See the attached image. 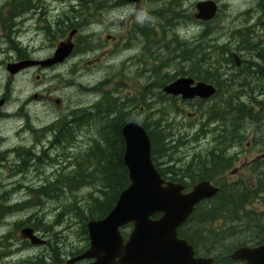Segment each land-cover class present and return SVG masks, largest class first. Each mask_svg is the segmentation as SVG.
I'll return each mask as SVG.
<instances>
[{
  "label": "rangeland",
  "instance_id": "rangeland-1",
  "mask_svg": "<svg viewBox=\"0 0 264 264\" xmlns=\"http://www.w3.org/2000/svg\"><path fill=\"white\" fill-rule=\"evenodd\" d=\"M11 1L12 0H0V19L4 17H17L15 20V23L18 24L16 29L21 27L23 23V28L21 29L22 35H19V39L22 41L18 43L20 47L25 45L28 39H32V44L35 43L38 47L42 45V36L38 35L35 37L36 33L32 31L37 20L41 17H66V15L70 17H90L88 18L87 24L89 27L85 26V24L81 29L82 35L92 33L90 39L92 47L87 49L88 51L86 50L76 56L75 68H61L57 71L46 72H42L38 68H32L16 77L10 78L8 71H6L3 66L0 67V93L3 92L5 88H8L15 99L16 97H30L35 92L47 95V92L50 91L51 96H56L63 100L64 109H68L69 104L73 102H76L78 105L95 103V101L99 100V95L103 92H111L115 97L120 99L123 106L130 105V107H133V105H135L136 111L134 113L138 119H145L151 122V120L154 119V115L152 114L153 110L156 111L160 106L158 94L162 92L159 87L161 77L165 74H177V76H180L181 71L192 66V62L189 60L187 63L181 62L177 57L179 52H183V50L188 47L193 48L194 51H198L204 46L206 40L211 41L214 38H217L216 41H219V44L229 41V53L238 54L245 63L239 67L230 64L228 67L224 66V70H228L227 72L230 73H242L246 70L245 68L250 65L248 64L250 62L249 60H260H257L255 51H251V55L248 51L241 47H237V37L236 35L232 36V33L235 30L244 29L245 27L246 30L243 31L248 33V35L245 36L246 38L251 42L253 40L254 42L262 41L259 44L264 45V16L260 17V9L258 7L259 0H214L218 4L219 12L210 22L195 21L193 19L195 3L198 0H138L140 2L138 7L135 0H104L103 2L94 0L86 6V9H84V5L79 2H76L75 7L72 8L69 0L61 2L58 0H31L34 6H30L29 8H27L28 5L25 0H14V3ZM172 9L177 10L174 17L164 18L162 14H160L162 11H168L169 13ZM27 17H30V20H27ZM78 20L82 23L86 22L84 18L81 20L78 18L77 22ZM207 25L208 27H206ZM142 26L148 28L145 33L142 32ZM204 32H207L205 38ZM108 35L114 36V38H109ZM252 36L254 38H252ZM17 37L18 36L14 35L12 39L15 40ZM211 43L212 42H210V44ZM122 44H125L126 47ZM8 45L4 37H2V32L0 30V48L5 49ZM46 49L47 48L44 46L37 54L41 55L43 52H46ZM171 50L174 51L171 52ZM209 50L210 49H208V51ZM14 53V51H9L10 56H14ZM1 58L0 55V59ZM203 63L205 62H202V65ZM157 69H159V74L155 72ZM249 73L250 72L245 71L247 81L241 88L229 86V91L227 92L220 90L219 94L221 96L218 94L211 97L201 106H199L196 100L188 103L184 102L179 97H177L178 99L174 104L176 110L171 106V100L168 101L169 103L166 101L161 105L160 108L166 111L163 117L164 119H168L167 122L170 124L169 129L172 131L173 135H175L174 137L179 138L180 135H183L179 138L177 147L175 148L176 150L173 152L172 158L174 161L171 159H166L165 161L160 159L161 167L170 165L171 163L173 165L185 164L191 160L194 154L198 153L200 147L199 143L202 142L199 136V119L202 118L203 120H207V118L210 119L211 117H215V114L211 115L208 109L212 106L223 104V99H227L228 96H233L235 94L234 91L238 90L237 95L239 94L243 100L248 94L247 86L254 83L260 84L261 78L264 77L260 72L257 74L253 73L252 75ZM37 75H41L40 80L36 79ZM233 83V85L237 84V82ZM238 85L239 83L237 86ZM98 88L100 91H98ZM143 89L145 90V96L141 98V91ZM222 95L225 97H222ZM230 97L228 99H230ZM28 111L33 116L36 115L40 117V119H45L47 117L46 115L51 112H57L58 109L49 105L48 111H45L43 103L40 99H37L31 101ZM228 115L229 113L225 116L216 114V116L221 119L220 121H225L228 126H230V121L233 122V132L236 138V151L238 154L236 161L232 164V168L226 173L227 180L233 182V188L237 189L247 186V188L253 189L254 195L249 203L245 205V209L246 211L249 209L261 211L262 197L258 190L261 181L256 178L257 173L253 171L256 168L253 164L256 161L253 160V158H255L256 153H260L261 149L258 147L259 144L255 146L251 144L250 149H248L247 142L251 139V135H249V129L245 127L246 122L244 121V116L238 118V123H236V115ZM156 117L157 114H155V118ZM214 124H216V122ZM0 126L6 130H12L13 128L10 122L2 123ZM236 128L239 130L237 134ZM94 132L95 131H93V133ZM233 132L231 135H233ZM93 133L90 134L93 136ZM255 136L260 141V133L255 134ZM222 138L227 140L229 134L226 133V135H222L218 141L221 142ZM84 139L85 142H83V146H78V151L85 150V148L90 145L91 138L85 136ZM249 152H251V154L247 156ZM78 162H82V159H79ZM60 167H63V169ZM57 169H61L62 171L57 172ZM63 170L65 171L63 172ZM72 173L73 169L70 171L65 168V166H37V168L34 167V169H29L26 183L28 184V188H36L44 183L47 184L50 179L54 180L56 177L63 179L65 174H69L70 176ZM18 179L19 178L16 176H12L10 171L6 170V167H1L0 194L5 190L11 189L10 184ZM73 179L74 178H71L70 180ZM76 184L72 181L69 185H59L60 187L57 186V188L61 191L76 190V193L73 195L80 200V204L84 207L86 204L92 202V197H99L101 194L98 190V186L95 184L82 187H76ZM49 188L51 190L53 189L51 186ZM62 193L63 192L58 193V195ZM16 195H19V199L27 201L30 199L29 195H31V193L30 191L23 190ZM31 199H33L31 202L35 201L36 204L42 202V204L35 205V207L33 205H28V207L24 209L25 211L22 210L15 214L13 219L7 220L9 222L6 221V216L0 220V238L2 237V242L4 243L6 241L3 237L7 235H9V239H11L10 242L7 241L8 243L2 244V250L5 251L7 248L11 249L13 252L22 250L24 257L32 260L36 257H40L44 264H67V258H65V254L63 253L66 246H62V253H59L58 260H53L54 257L51 256L50 258L46 253L42 252L43 249L39 245H28L20 240L19 229L14 226V222L22 221L27 218L32 222H36L37 218H40L44 223L50 225L54 218L52 214L49 213V209L57 206L55 197H34ZM74 219L75 218H72V220ZM78 221L77 218L75 222L70 221L74 225H70L69 227L71 234H68L67 241L75 240V243L81 246L82 242L78 243L76 240V237L81 234L82 230V228L79 227ZM63 226L64 225L60 226V228H63ZM129 231L130 227L128 225L121 228L124 237L128 235ZM226 235L229 237L228 233H224L222 236ZM203 236L206 237L205 235ZM206 239H208V242L212 240L208 237H206ZM229 242L228 238L226 241H222L219 244L222 247H227ZM211 245L214 249L215 240L211 241ZM203 247L206 248L205 245H203ZM19 259V256L14 252L11 258H5L1 264H16Z\"/></svg>",
  "mask_w": 264,
  "mask_h": 264
},
{
  "label": "flooded vegetation",
  "instance_id": "flooded-vegetation-1",
  "mask_svg": "<svg viewBox=\"0 0 264 264\" xmlns=\"http://www.w3.org/2000/svg\"><path fill=\"white\" fill-rule=\"evenodd\" d=\"M25 1L26 4L28 5L27 8H29L30 6H34V3L31 2V0H25ZM58 1L61 2L65 0H58ZM69 1L72 8L75 7L76 2H79L83 4L85 7L84 9H86L87 8L86 6L89 3H92L94 0H84V1L69 0ZM100 1L103 2L104 0H100ZM135 1L138 7L140 2L138 0ZM11 2H15V1L13 0ZM16 18L17 17H4L0 19V30L2 32V37H4L5 41L9 44L5 49L0 48V55L2 57L0 59V67L3 66L5 70L8 71L7 67L12 64L20 63L23 61L29 62L30 64L14 74L8 72L10 78L16 77L22 74L23 72H25L26 70L32 68H38L42 72L57 71L61 68H70V69L75 68L76 67L75 60L77 54L83 53L84 51L92 47V44L90 42V39L92 37L91 33H87L86 35L81 37L82 34L81 28L85 24L87 26L88 18L90 17H70L67 15L66 17H51V18L41 17L40 19L37 20L36 25L32 28V31L36 33L35 37H37L38 35L42 36L43 43L39 47L36 46L35 43L32 44V39H28L26 44L22 45V47L18 45V43L22 42L19 39V35H22L21 29L23 28V23L21 27L16 29L18 25L15 23ZM78 18H80V20L84 18L86 22L82 23L80 21L78 23L77 22ZM27 20H30V17H27ZM194 20L200 21L196 19ZM141 29L142 32L145 33L148 28L146 26H142ZM14 35L18 36L17 39L15 40L12 39ZM108 37L112 39L114 38V36H110V35H108ZM61 44H71L72 47L70 52H68V55L64 57L62 61L50 63L49 61L53 58L54 53L58 48H60ZM44 46L47 48L46 52H43L41 55H38L37 52L42 50ZM9 51H14L15 52L14 56H10ZM45 62L50 64H44ZM249 64L252 65L253 63L251 64L250 62ZM36 79L40 80L41 75H37ZM261 79L262 80L260 84L254 83V84H250L247 87L249 94L245 96L244 98L245 100L243 99L245 101V106H246L244 121L247 122L246 128L249 129V135H251V139L247 142L248 149H250L251 144H253L254 146L259 144L258 147H260L261 149L260 153H256L255 158H253V160H255L256 162L255 163L252 162V163L256 168L255 170L253 169L252 170L257 173L256 178H258V180L260 179L262 184V185L260 184L262 209L261 211H257L255 209H251V210L249 209L250 211H253L252 213L254 214V216L259 217L261 221H236L234 218L232 221H226L223 218H214L209 220L207 219L208 217L205 216V207L207 205L208 200L200 201L194 208V210L195 209L197 210L196 221H194L195 216L194 217L192 216L194 212L193 210L190 216L181 224V225L184 224L185 227L189 226L186 224H190L192 227H198L201 229L199 236L194 240H188L184 238L187 241V243L191 245L193 248V252H194L193 258L211 256L213 257L212 264H247L245 258L235 259L232 258V254L240 248L247 247L253 249L264 245V185L262 182V179L264 178V128H263L264 127V77H262ZM215 86L218 91L219 90L218 86L217 85ZM106 93L108 92H103L102 97H99V100L95 101V103L93 102L88 103L90 107H88L87 104L78 105L76 102H73L72 104H69L68 109H64L65 107L63 100L60 99L59 97L51 96L50 91L47 92V95L41 94L39 92H35L30 97H16L15 99L11 95L10 90L8 88H5L3 92L0 93V124L10 122V125H12L13 127L12 130L10 129L6 130L5 128H2L0 126V168L6 167V170L10 171L12 176H16L17 178H19L17 181H13L10 184L11 189L5 190L0 194V217L3 215L6 216L7 217L6 221H7L13 219L15 214L27 208L29 204L30 205L42 204V202L41 203L38 202L37 204L35 203V201L29 202V199L27 200L28 202L26 200L19 199V195L16 194H18L20 191L23 190L30 191V193L32 194L29 196L30 200H33L31 198L34 197H38V198L55 197L57 200V206L49 209L50 210L49 213L52 214V216L54 217L50 225L44 223L40 218H38L36 222H32L30 221L29 218H27L25 220L16 222L17 224L18 223L19 224L18 226L15 227L20 228L18 229H19V235L22 239L21 241H24L25 243L30 245L32 244L30 240L27 238H23L20 234V230L24 228V226L28 227L29 225V227L33 229V233L36 236L40 237L41 239H44L42 240L41 243H39V246L43 249L42 252L46 253L50 258L51 256H53L54 257L53 260L56 259L58 260L59 253H62V246H66L65 251L63 253L65 254V258H67L66 259L67 264H82V263H88L92 260V259H84L70 263L71 259L80 255L89 246V237L87 233L86 222L88 219H90V217L88 216V211L92 209V205H91L92 202L86 204L84 207L80 204V200H78L77 197L73 195L74 193H76V190L71 189L69 191H61L60 189L57 188V186H59L60 184L69 185V183H67V179L70 180L71 178L76 177V164L78 160L80 158L85 159L84 157H86L89 154L88 150L91 147H93L95 142H97V140H99L101 137V133H99V131L93 127V122H92L93 113L94 112L96 113L100 112V114L106 113L107 118L109 117V119H113L118 116L119 113L118 107L111 109L109 111H106L105 107L109 103L114 104L115 101L121 102L120 99L114 98L113 94L110 92L109 95L111 96V98H113L110 101L108 96L105 95ZM231 98H234V96H231L230 100H232ZM37 99L41 100L45 111H48L49 105H52L53 107L57 108L58 111L51 112L50 114L46 115L47 117L45 119H40V117L36 115L35 116L31 115L28 111V107L32 100H37ZM240 99H242V97H240ZM202 101H203L202 105L206 103L205 100ZM99 106L101 107L103 106L102 107L103 109H98ZM133 107L129 108L128 106L126 108L128 110L127 112H129L127 116V121H136L138 119L135 116V113H133L136 111L135 105H133ZM71 109L73 111H71ZM130 116H132L133 118L136 117V119H131ZM65 119H67V121ZM26 120H28V124L25 123L27 122ZM220 120L221 119L216 115L215 117H211L210 119L207 118V120H203L202 118L199 119V133H200L199 136L200 139H202V142L199 143L200 147L198 151L199 169L202 173V177H203L202 180H209L214 186L218 187L219 190L220 188H222V190L223 188L231 190V187H233V182L227 180L226 173L232 168V164L236 161V157L238 154L236 151L237 144H236L235 134L233 132V122L230 121L229 123L230 126H228L225 121H220ZM59 121L61 123H59ZM215 122L216 124H214ZM124 123H122V125ZM93 131L95 132L93 133ZM232 132L233 135H231ZM90 133H93V136H91ZM226 133L229 134V138L227 140L222 138L223 140L221 139V142H219L218 141L219 138L222 135L223 136L226 135ZM257 133H260L261 135L260 141L255 136V134ZM88 135L91 138L90 145L87 146L85 150L83 149L78 151L77 149L78 146L83 145V142H85L84 138L85 136ZM71 139L73 143L71 142ZM65 141L68 143H66ZM100 141H102L101 145L105 146V143H103L104 140H100ZM60 144L64 147H62ZM67 145L69 146V148ZM250 154L251 152H249L247 156ZM89 158L90 156H88L87 159ZM38 165L39 166L55 165V167L65 166V168L69 169L70 171H72L73 169V173L70 176L69 174H65L63 179L57 177L54 180L50 179V181H48L47 184L44 183L36 188H28V184L26 182L28 178L27 175L29 169L37 167ZM56 171L58 172V169ZM209 173H211L210 175L211 178L207 179L206 175ZM50 185L51 187L53 186L52 190L49 189ZM187 191H189V189L184 190V192ZM61 192L63 193L58 195V193ZM159 216L160 214L157 213L154 214L152 218L157 219ZM72 218L75 219L72 220ZM76 218L79 220L78 221V224L80 225L79 227L82 228L81 234L76 237L78 243L82 242L81 246L76 244L75 240L67 241L68 234H71L69 227L70 225H74L70 221L75 222ZM1 219H3V217H1L0 220ZM16 223L15 225H17ZM206 224L209 227L210 226L213 227L214 229L231 230L228 233L229 237L224 239L220 237L213 239L215 240V248H214V252L209 255L205 254V248L203 247L205 242L208 241V239H205V237L203 236L204 235L203 228L205 227ZM62 225L64 226L63 228L61 227L62 228L61 229L60 226ZM181 225L178 227L177 232H179V228H181ZM9 238H10L9 235L3 237V239L6 240L4 243H6L7 241L10 242L11 239ZM180 238L183 237L180 236ZM228 238L230 241L229 245L227 247L220 246L219 243L222 241H226V239ZM4 243L2 242V237H1L0 238L1 253L3 252L2 244ZM5 251L7 252V254ZM5 251H4L5 254H3L4 253L3 252L2 253L3 255H0L1 256L0 264L5 258H9V257L11 258L14 252L20 258L16 264H18V262L19 264H28V262L32 260L24 257L22 250H16L13 252L11 249L7 248ZM21 259L22 261H20ZM35 260L38 262H42L44 264L43 260L40 257H36L34 261ZM258 264H264V261L259 262Z\"/></svg>",
  "mask_w": 264,
  "mask_h": 264
},
{
  "label": "water",
  "instance_id": "water-1",
  "mask_svg": "<svg viewBox=\"0 0 264 264\" xmlns=\"http://www.w3.org/2000/svg\"><path fill=\"white\" fill-rule=\"evenodd\" d=\"M195 9L194 18L208 22L215 18L218 4L214 0H199ZM71 47V44H61L49 62L62 61ZM232 56L239 67L242 59L236 53ZM29 64L23 61L9 65L7 70L14 74ZM162 92L186 100H206L216 93V87L209 82L195 81L190 76H179L164 84ZM121 134L124 140L122 160L129 184L120 191L114 206L103 218L87 222L89 247L70 263L92 259L85 264H212V257L193 258L192 246L178 236L177 228L197 203L214 196L219 188L208 180H201L184 192L182 183L166 180L160 175L152 160L150 136L141 123L125 122ZM156 213L160 216L151 218ZM129 223L132 228L125 240L120 228ZM20 234L32 244L42 242L30 227L22 228ZM232 258H245L247 264L263 262L264 245L240 248Z\"/></svg>",
  "mask_w": 264,
  "mask_h": 264
},
{
  "label": "trees",
  "instance_id": "trees-1",
  "mask_svg": "<svg viewBox=\"0 0 264 264\" xmlns=\"http://www.w3.org/2000/svg\"><path fill=\"white\" fill-rule=\"evenodd\" d=\"M259 2H258V7L260 9V17H263L264 0L261 1L259 0ZM176 11L177 10L172 9V11H169V13L168 11L165 12L162 11L160 12V14H162L164 18L174 17ZM243 30H246V28L244 27V29L235 30L232 33V36L236 35L237 37L236 46L241 47L242 49L247 50L248 52L255 51L256 55L258 56L257 60H260V61H256L255 59L249 60L253 64L252 66L248 65L246 71L248 70V72H252L250 73V75H252L253 73L257 74L259 72L262 75H264V70H263L264 45L262 44L260 45L259 43L261 42L259 41L257 42L259 45L254 41L250 43V40L245 37L248 35V33H246ZM203 34L206 35L207 32H204ZM215 39L217 40V38L211 40L212 41L211 44H210L211 41L206 40L204 46L201 47V49H199L198 51H194L193 48L188 47L185 48L183 52H179L177 54V57L181 60V62H188V60L192 62V66L188 67L187 70L181 71L180 75H188L192 77L195 76L194 77L195 79H200L204 81L206 80L208 82L210 81L213 82L214 80L213 83H216L219 88H228L229 86H232L234 84L233 82H237L239 83V85L237 86L236 84L235 86L241 88V86L244 85L247 81L246 80L247 76L245 74V71L242 73H237V72L230 73L227 72L228 70L227 71L224 70V66L228 67L230 66V64L235 66L233 57L231 53H229V49H228L230 42L225 41L224 43L219 44L218 43L219 41H216ZM253 44L255 47L253 46ZM221 47L225 51L223 49L220 50ZM206 48L210 50L208 51ZM255 49L258 50L256 51ZM202 62L205 63H203L202 65ZM155 72L159 74V69H157ZM176 76L177 75L165 74L160 79V81L162 82V83L160 82L161 85L160 88H162V86L165 83L175 79ZM109 94L110 93L108 92L105 95H107L108 98L110 99L111 96ZM143 96H145L144 89L141 91V98ZM164 96L165 94L159 92L158 100L160 102V106L156 111H153L152 114L154 115V119H152L151 122H148L145 119H137V121L140 122L145 127V129L147 130L150 136L151 145H152V158L156 163V167L161 172L162 177L172 181L181 182L186 186V188H189L197 181L203 178L202 173L199 169L198 154H194L191 160L185 164H179V165L170 164L167 165L166 168L160 167L161 164L160 159H163L164 161L166 159H171L174 161V159L172 158V155L174 154L173 152L177 147L179 138L183 136L180 135L179 138H175L174 137L175 135H173L172 131L169 129L170 124L169 122H167L168 119H162L164 118L163 114H166V111L160 108L161 105L164 104L165 101L171 100L172 101L171 106L173 107L174 110H176L174 104L175 101L177 100V98L175 97H169L167 95L165 97ZM235 99L237 105L235 104V102L232 103V100L223 99V104H218L210 107L209 111L211 112V115L219 114L220 116H225L227 113H229L228 116H230V114H234L236 115V120H237L236 123H238L239 120L238 118H242L245 115L246 106L244 101L239 100V97ZM102 107L99 106L98 109H103ZM116 107H118L119 113L118 116L113 119H109V117L107 118L106 113L104 114H100V112L93 113V118H92L93 127L97 129L99 133H101V137L99 140H97V142H95L93 147H91L88 150L89 154L86 157H84L85 159L80 158L82 159V162H77L76 177L73 180L67 179V183H70L72 181H74L75 184L77 183L76 187L87 186L90 184H95L98 186V190L101 193L100 194L101 197L100 196L92 197L93 198L91 204L92 209L88 211V215H90L93 218H101L104 215H106L115 204L120 191L124 189L129 183L128 172L122 160V156L124 152V141L120 130L122 123H124L127 120V116L129 112H127L128 110L126 109L127 108L126 106L124 107L115 106V104L112 103L106 105L105 110L109 111ZM155 114H157L156 118H155ZM132 116H130L131 119H136V117L133 118ZM237 131H239L238 128H236V134ZM100 140H104L103 143H105V146L101 145L102 141ZM88 156H90L89 159H87ZM211 173L206 175L207 179L211 178L210 176ZM253 195H254L253 189L247 188V186L244 188L240 187L237 189L231 188V190L223 189L215 197H213L212 200H209V203L207 202V205L205 207V216L208 217L207 219L209 220L223 216L226 217L228 220H232L234 218L236 221H261V219H258L255 216L249 214L250 212H245L243 210L244 206L249 203ZM196 211L197 210L195 209L192 214L193 217L195 216L194 221H196V216H197ZM242 216H246L247 218L245 217L242 218ZM186 225L189 226L185 227L183 224L181 225V228H179V232H178L179 236H182L183 238H186L188 240H194L195 238H197L199 236L201 229L198 227H192L190 224H186ZM228 231L231 230L214 229L211 226L209 227L207 224L203 228L204 235L208 238H211L212 240L209 239L211 241H213V238L215 239L218 237L222 239L227 238V235L226 236H222V235ZM211 241L210 242L206 241L204 244L206 247L205 248L206 255H209L214 252V249L212 248L211 245ZM28 264H43V263L33 260V261H29Z\"/></svg>",
  "mask_w": 264,
  "mask_h": 264
},
{
  "label": "bare ground",
  "instance_id": "bare-ground-1",
  "mask_svg": "<svg viewBox=\"0 0 264 264\" xmlns=\"http://www.w3.org/2000/svg\"><path fill=\"white\" fill-rule=\"evenodd\" d=\"M158 1H159V0H158ZM260 1H261V0H260ZM12 3H14V2H12ZM10 4H11V3H10ZM259 4H260V2H259ZM11 5H12V4H11ZM112 5H113V4H112ZM117 6H118V5H117ZM120 6H121V5H120ZM106 8H107V7H106ZM115 8H116V7H115ZM104 10H105V9H104ZM77 11H78V9H77ZM97 11H98V10H97ZM99 11H100V9H99ZM79 12H80V11H79ZM218 12H219V11H218ZM81 13H82V11H81ZM79 15H80V14H79ZM13 16H14V15H13ZM110 18H111V17H110ZM78 22H80V21L78 20ZM87 23H88V22H87ZM263 23H264V22H263ZM91 24H92V23H91ZM261 24H262V23H261ZM259 25H260V24H259ZM85 26H86V25H85ZM87 26H88V25H87ZM78 27H79V26H78ZM88 27H89V26H88ZM206 27H208V25H207ZM250 27H252V26H250ZM259 27H260V26H259ZM132 28H133V26H132ZM263 28H264V26H263ZM78 29H79V28H78ZM133 29H134V28H133ZM208 29H209V28H208ZM208 29H207V30H208ZM255 29H256V28H255ZM257 29H258V28H257ZM83 30H84V29H83ZM204 30H205V29H204ZM132 31H133V30H132ZM132 31H131V32H132ZM248 31H249V30H248ZM91 32H92V31H91ZM140 32H141V31H140ZM250 32H251V31H250ZM91 34H92V33H91ZM128 35H129V34H128ZM204 35H205V34H204ZM82 36H84V35L81 34V37H82ZM154 37H155V36H154ZM204 38H205V36H204ZM252 38H254V37L252 36ZM213 40H214V39H213ZM215 40H216V39H215ZM256 40H257V39H256ZM253 41H254V40H253ZM260 41H261V40H260ZM211 42H212V41H211ZM261 42H262V41H261ZM250 43H251V41H250ZM256 43H257V42H256ZM257 44H258V43H257ZM257 44H256V45H257ZM86 45H87V44H86ZM122 45L124 46L125 44H122ZM258 45H259V44H258ZM210 46H211V45H210ZM253 46H254V44H253ZM89 47H91V46H89ZM125 47H126V45H125ZM130 47H131V46H130ZM218 47H219V46H218ZM250 47H251V46H250ZM254 47H255V46H254ZM171 48H172V47H171ZM208 48H209V47H208ZM208 48H206V49L208 50ZM224 48H225V47H224ZM84 49H85V47H84ZM86 49H87V48H86ZM156 49H157V48H156ZM179 49H180V48H179ZM189 49H190V48H189ZM204 49H205V48H204ZM217 49H219V48H217ZM222 49H223V48L221 47L220 50H222ZM263 49H264V48H263ZM82 50H83V49H82ZM91 50H92V49H91ZM177 50H178V49H177ZM223 50H224V49H223ZM255 50L257 51L258 49H255ZM87 51H88V50H87ZM121 51H123V50H121ZM125 51H126V50H125ZM167 51H168V49H167ZM173 51H174V50H173ZM173 51L171 50V52H173ZM224 51H225V50H224ZM246 51H247V50H246ZM81 52H82V51H81ZM154 52H155V51H154ZM181 52H182V51H181ZM203 52H204V51H203ZM78 53H79V52H78ZM90 53H91V52H90ZM249 53H251V52H249ZM257 53H258V52H257ZM254 54H255V53H254ZM70 55H73V54H70ZM74 55H75V54H74ZM77 55H78V54H77ZM237 55H238V54H237ZM251 55H252V53H251ZM260 55H261V53H260ZM256 56H257V55H256ZM251 57H252V56H251ZM257 57H258V56H257ZM226 58H227V57H226ZM231 58H232V57H231ZM253 58H254V57H253ZM260 58H261V57H260ZM263 59H264V58H263ZM134 60H135V59H134ZM255 60H256V59H255ZM131 61H132V60H131ZM140 61H141V60H140ZM252 62H253V61H252ZM186 63H187V62H186ZM186 63H185V66H186ZM244 63H245V62H244ZM249 63H250V62H249ZM249 63H248V64H249ZM254 63H256V62H254ZM257 63H258V62H257ZM259 63H260V62H259ZM163 64H164V63H163ZM165 64H166V63H165ZM177 64H178V63H177ZM251 64H252V63H251ZM263 64H264V63H263ZM68 65H69V64H68ZM131 65H132V63H131ZM159 65H160V64H159ZM159 65H158V66H159ZM245 65H246V64H245ZM257 65H258V64H257ZM246 66H247V65H246ZM250 66H251V65H250ZM107 67H108V66H107ZM187 67H188V66H187ZM257 67H258V66H257ZM259 67H260V66H259ZM246 68H248V66H247ZM246 68H245V69H246ZM254 68H255V67H254ZM261 68H262V67H261ZM177 69H178V66H177ZM185 69H186V68H185ZM258 69H259V68H258ZM186 70H187V69H186ZM263 70H264V69H263ZM263 70H262V71H263ZM188 71H189V70H188ZM245 71H246V70H245ZM247 71H248V70H247ZM247 71H246V72H247ZM251 71H252V70H251ZM175 73H177V72H175ZM250 73H252V72H250ZM250 73H249V74H250ZM176 75H177V74H176ZM228 75H230V74H228ZM193 76H194V75H193ZM231 76H232V75H231ZM194 77H195V76H194ZM196 78H197V77H196ZM162 79H163V78H162ZM164 79H165V78H164ZM172 79H173V78H172ZM230 79H231V78H230ZM232 79H233V78H232ZM233 80H234V79H233ZM205 81H206V80H205ZM210 82H211V81H210ZM213 82H214V80H213ZM232 82H233V81H232ZM161 83H162V82H161ZM215 84H216V83H215ZM220 84H221V83H220ZM237 84H238V83H237ZM240 84H241V83H240ZM249 85H250V84H249ZM98 86H99V84H98ZM160 86H161V85H159V87H160ZM220 86H221V85H220ZM234 86H235V85H234ZM232 87H233V85H232ZM247 87H248V86H247ZM92 90H94V89H92ZM101 90H102V89H101ZM236 90H237V89H236ZM98 91H100L99 88H98ZM243 91H244V90H243ZM246 91H247V90H246ZM158 92H159V91H158ZM158 92H157V93H158ZM231 92H232V91H231ZM231 92H230V93H231ZM234 92H235V91H234ZM157 93H156V94H157ZM239 93H240V91H239ZM241 93H242V92H241ZM245 93H246V92H245ZM98 94H99V93H98ZM221 94H222V91H221ZM248 94H249V93H248ZM255 94H256V93H255ZM147 95H148V94H147ZM219 95H220V94H219ZM230 95H231V94H230ZM238 95H239V94H238ZM243 95H244V94H243ZM243 95H242V96H243ZM99 96L102 97V94L99 95ZM103 96H104V95H103ZM113 96H114V95H113ZM165 96H166V95H165ZM165 96H164V97H165ZM220 96H221V95H220ZM227 96H228V95H227ZM233 96H234V95H233ZM253 96H254V95H253ZM261 96H262V95H261ZM164 97H162V98H164ZM218 97H219V96H218ZM222 97H225V96L222 95ZM229 97H230V96H228V98H229ZM114 98H118V97H115V96H114ZM168 98H169V97H168ZM220 98H221V97H220ZM234 98H235V96H234ZM246 98H247V97H246ZM248 98H249V97H248ZM101 99H102V98H101ZM110 99H113V98H110ZM256 99H257V98H256ZM121 100H122V99H121ZM133 100H134V98H133ZM152 100H153V99H152ZM165 100H166V98H165ZM229 100H230V99H229ZM235 100H236V99H232V103H234ZM237 100H238V99H237ZM247 100H248V99H247ZM110 101H111V100H110ZM128 101H129V100H128ZM128 101H127V102H128ZM161 101H162V100H161ZM217 101H218V100H217ZM249 101H250V100H249ZM112 102H113V101H112ZM130 102H132V101H130ZM165 102H166V101H165ZM167 102H168V101H167ZM218 102H219V101H218ZM228 102H229V101H228ZM255 102H256V100H255ZM168 103H169V102H168ZM251 103H252V102H251ZM96 104H97V103H96ZM114 104H115V106H120V107L123 106L122 102H119V101H117V102L115 101ZM235 104H236V102H235ZM228 105H229V104H228ZM236 105H237V104H236ZM249 105H250V104H249ZM249 105H248V107H249ZM127 106H129V108H130V105H127ZM127 106H126V107H127ZM152 106H153V105H152ZM21 107H22V106H21ZM88 107H90V105H88ZM88 107H87V108H88ZM91 107H92V106H91ZM123 107H124V106H123ZM131 107H132V106H131ZM82 108H83V107H82ZM133 108H134V107H133ZM73 109H74V108H73ZM77 109H78V108H77ZM90 109H91V108H90ZM120 109H121V108H120ZM75 110H76V108H75ZM156 110H157V109H156ZM71 111H73V110L71 109ZM153 111H154V110H153ZM68 112H69V111H68ZM68 112H67V113H68ZM132 112H133V111H132ZM10 113H11V112H10ZM60 113H61V112H60ZM133 113H134V112H133ZM152 113H153V112H152ZM61 115H63V114H61ZM65 115H66V114H65ZM67 115H68V114H67ZM11 116H12V115H11ZM68 116H69V115H68ZM159 116H160V115H159ZM63 117H64V116H63ZM57 118H58V117H57ZM60 118H61V117H60ZM60 118H59V119H60ZM161 118H162V117H161ZM63 119H64V118H63ZM67 119H68V118H67ZM67 119H65V120L67 121ZM69 119H70V118H69ZM162 119H164V118H162ZM70 120H71V119H70ZM26 121H27V122H25V123L28 124V120H26ZM60 121H62V120H60ZM60 121H59V123H61ZM126 121H127V120H126ZM260 121H261V120H260ZM51 123H52V122H51ZM53 123H54V122H53ZM59 123H58V124H59ZM246 123H247V122H246ZM257 123H260V122H257ZM26 124H25V125H26ZM49 124H50V123H49ZM255 124H256V122H255ZM29 125H30V124H29ZM31 125H32V124H31ZM47 125H48V124H47ZM44 126H45V125H44ZM44 126H43V127H44ZM58 126H60V125H58ZM63 126H64V125H63ZM54 127H55V126H54ZM64 127H65V126H64ZM64 127H63V128H64ZM245 127H246V125H245ZM257 127H258V126H257ZM261 127H263V126H261ZM60 128H61V127H60ZM258 129H259V128H258ZM41 130H42V128H41ZM82 130H83V129H82ZM120 130H121V129H120ZM58 131H59V130H58ZM58 131H57V132H58ZM61 132H62V131H61ZM81 132H82V131H81ZM88 133H89V132H88ZM58 134H59V133H58ZM56 135H57V134H56ZM73 136H74V135H73ZM75 136H76V134H75ZM91 136H92V135H91ZM88 137H89V135H88ZM54 138H55V137H54ZM71 138H72V137H71ZM73 138H74V137H73ZM77 138H78V137H77ZM74 139H75V138H74ZM60 140H61V139H60ZM64 140H65V139H64ZM67 141H69V140H67ZM65 142H66V141H65ZM71 142H72V139H71ZM57 143H58V142H57ZM66 143H68V142H66ZM69 143H70V142H69ZM72 143H73V142H72ZM60 145H61V144H60ZM60 145H59V146H60ZM64 145H65V144H64ZM71 145H72V144H71ZM61 146H62V145H61ZM67 146H68V145H67ZM72 146H73V145H72ZM82 146H83V145H82ZM55 147H56V146H55ZM62 147H64V146H62ZM62 147H61V148H62ZM70 147H71V146H70ZM68 148H69V146H68ZM64 150H65V149H64ZM175 150H176V149H175ZM46 155H47V154H46ZM54 156H55V155H54ZM45 157H48V156H45ZM51 158H52V157H51ZM54 159H55V158H54ZM50 160H52V159H50ZM62 160H63V159H62ZM41 161H42V160H41ZM48 162H49V161H48ZM54 162H55V161H54ZM60 162H61V161H60ZM42 163H43V162H42ZM51 164H52V163H51ZM171 164H172V163H171ZM38 166H39V165H38ZM54 166H55V165H54ZM164 167L166 168V166H164ZM36 168H37V167H36ZM60 168H61V167H60ZM33 169H34V168H33ZM61 169H63V167H62ZM61 169L58 170V171H62ZM172 169H173V168H172ZM170 170H171V169H170ZM64 171H65V170H63V172H64ZM172 171H173V170H172ZM260 171H261V170H260ZM33 172H34V171H33ZM63 172H62V173H63ZM170 172H171V171H170ZM259 173H260V172H259ZM262 173H263V172H262ZM61 177H62V175H61ZM56 178H57V177H56ZM51 181H52V180H51ZM55 181H56V180H55ZM60 181H61V179H60ZM52 182H53V181H52ZM262 182H263V184H264V178L262 179ZM56 183H57V182H56ZM54 184H55V183H54ZM54 184H53V185H54ZM62 184H64V183H62ZM260 184H261V182L259 183V185H260ZM60 185H61V184H60ZM261 185H262V184H261ZM50 186H51V185H50ZM50 186H49V187H50ZM54 186H55V185H54ZM29 187H30V186H29ZM52 187H53V186H52ZM63 187H64V186H63ZM32 188H33V187H32ZM44 188H45V187H44ZM47 188H48V187H47ZM49 189H50V188H49ZM31 195H32V194H31ZM29 196H30V195H29ZM248 200H249V199H248ZM248 200H247V201H248ZM27 202H28V201H27ZM27 202H26V203H27ZM29 202H31L30 199H29ZM28 204H29V203H28ZM29 206H30V204H29ZM33 206L35 207V205H33ZM27 207H28V206H27ZM31 207H32V206H31ZM37 207H38V206H37ZM29 209H30V208H29ZM27 210H28V209H27ZM30 210H31V209H30ZM2 211H3V210H2ZM23 211H25V210H23ZM4 212H5V211H4ZM21 213H22V212H21ZM35 215H36V214H35ZM35 215H33V216H35ZM1 217H4V215L1 216ZM1 217H0V218H1ZM37 219H38V218H37ZM16 222H17V221H16ZM16 222H15V223H16ZM18 222H19V221H18ZM16 224H17V223H16ZM18 224H19V223H18ZM18 224H17V225L14 224V226H18ZM38 224H39V223H38ZM19 226H21V225H19ZM24 227H25V226H24ZM28 227H29V225H28ZM37 227H38V225H37ZM39 227H40V225H39ZM16 228L18 229L19 227H16ZM16 228H15V229H16ZM15 229H14V230H15ZM17 229H16V231H17ZM19 229H20V228H19ZM32 230H33V229H32ZM34 231H35V229H34ZM4 235H5V234H4ZM42 238H43V237H42ZM20 240H22V239H20ZM42 240H44V239H42ZM198 243H199V241H198ZM198 243H197V244H198ZM243 244H244V243H243ZM245 244H246V243H245ZM25 245H26V244H25ZM33 245H34V244H33ZM37 245H39V244H37ZM200 245H201V243H200ZM35 246H36V244H35ZM5 249H6V247H5ZM3 252H4V250H3ZM3 252H2V253H3ZM5 252H6V251H5ZM5 252H4L3 254H5ZM0 253H1V252H0ZM2 253H1L0 255H3ZM6 254H7V252H6ZM10 256H11V255H10ZM0 257H1V256H0ZM20 261H22V259H21ZM24 262H25V260H24ZM27 262H28V261H27ZM20 263H21V262H20ZM18 264H19V262H18Z\"/></svg>",
  "mask_w": 264,
  "mask_h": 264
}]
</instances>
